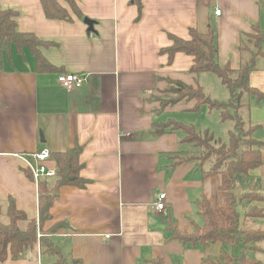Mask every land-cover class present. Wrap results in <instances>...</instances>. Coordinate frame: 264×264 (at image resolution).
Wrapping results in <instances>:
<instances>
[{
  "label": "crops",
  "instance_id": "0c3cea01",
  "mask_svg": "<svg viewBox=\"0 0 264 264\" xmlns=\"http://www.w3.org/2000/svg\"><path fill=\"white\" fill-rule=\"evenodd\" d=\"M59 2L70 21L46 18L40 0H0L1 9L17 11L18 32L47 44L40 52L54 69L37 72L27 48L0 49V206L4 211L12 199L29 219L38 220L37 186L16 154L78 147L84 185L59 189L50 219L37 234L60 252V259L37 243L17 260L0 264H201L215 257L208 247L220 253L219 243H183L171 240L167 231L171 220L191 233L190 225L198 226L195 220L201 219L196 201L204 197L217 209L224 198L220 176L203 177L197 161L172 165L180 152L191 151L181 143L182 134L156 132L169 120L186 124L171 114L191 111L195 102L181 101L159 112L155 96L167 80L198 85L207 97L208 88L219 92L217 82L203 76L211 74L189 73L190 56L169 58L164 49L170 36L187 40L190 29L206 34L213 24L217 61L236 70L249 59V36L264 32V0H75L81 18ZM84 20L92 22L91 30ZM240 45L247 50L240 52ZM259 48L262 55L253 61L249 84L264 93V42ZM63 74L84 77L85 83L66 92L57 82ZM249 101L248 119L260 126L255 136L264 141V104ZM211 128L216 127H204L214 134ZM261 159L236 195L249 189L264 195V151ZM47 183L52 186L53 180ZM159 194H165L166 209L157 214L153 203ZM248 207L263 212L248 225L263 227L264 202H243L240 220ZM258 246L263 252L251 255L264 264V242Z\"/></svg>",
  "mask_w": 264,
  "mask_h": 264
},
{
  "label": "trees",
  "instance_id": "16d2710c",
  "mask_svg": "<svg viewBox=\"0 0 264 264\" xmlns=\"http://www.w3.org/2000/svg\"><path fill=\"white\" fill-rule=\"evenodd\" d=\"M63 1L76 16L81 18L75 0ZM40 3L46 18L71 20L68 11L60 5L59 0H40ZM17 14L15 10L0 8V49H5L10 44L16 47L17 52L27 48L34 58L37 72L54 70L40 52V48L47 44L33 34L17 31L15 22ZM255 32V36H249V41H252V51L247 50L245 46V49L239 46L240 52L248 51L249 59L236 70L232 69L228 63L222 65L218 63L216 32L211 23L206 34L190 29L187 40L170 36L171 45L164 49L169 58L176 53L190 56L192 65L189 73L215 75L227 89L229 97L226 102H217L204 95L198 85L193 87L180 81L167 80L166 97L160 100L158 111L161 112L165 107L176 105L181 101H194L192 112L197 113L200 107L206 106L209 111L218 113L220 123L228 120L234 122L232 131L228 133L227 143H221L219 139H215L208 129L196 130L191 125L173 120L159 124L156 131L157 133L179 131L182 134L181 143L191 148V151L180 152L175 156L173 158L175 162L172 165L197 161L203 177L219 175L221 178L220 193L224 198L223 207L214 209L204 197H201L196 201L201 217L200 226H194L193 231L188 233L178 230L171 220L167 225L171 240L221 245L218 257H206L201 264H261L251 254L263 252L258 244L264 242V226L255 228L248 226V222L250 218L263 217V212L255 207H248L240 220L238 207L243 202L248 204L254 201L264 202V195L255 194L251 189L239 196L235 193V189L262 165L261 153L264 151V141L255 136L260 126L251 124L248 119L251 98L255 104H264V93L252 88L249 84L253 61L258 55H262L259 47L264 42V32L257 30ZM211 143L216 146H212ZM79 154L78 147L50 154L51 161L58 167V173L56 177L43 178L37 183V221L29 219L23 211L17 209L12 199L8 200L4 211L0 206V263L7 259L17 260L26 249L36 246L37 243L47 247L46 251L61 258L60 252L52 245H46V238H38L37 234L41 225L50 219L49 210L58 197L59 189L64 186L82 187L84 185L79 175ZM204 164L208 165L205 169L202 168ZM23 172L32 181L30 173L25 169ZM49 180H53L52 186H48ZM54 232L55 228L48 233ZM152 264L163 263L161 260H154Z\"/></svg>",
  "mask_w": 264,
  "mask_h": 264
},
{
  "label": "rangeland",
  "instance_id": "374dc122",
  "mask_svg": "<svg viewBox=\"0 0 264 264\" xmlns=\"http://www.w3.org/2000/svg\"><path fill=\"white\" fill-rule=\"evenodd\" d=\"M206 76L205 78H212L213 80H215V82H217V86L219 88V92H213L212 89L208 88V92H206L208 95L210 94L211 96H209L211 99H213V97H216L220 102H224L227 101L228 98V91L227 89L224 87V85L220 82V80L215 77V75H203ZM168 89V84L165 85V87L160 90L156 97V100L158 101V103L160 104V100H162L163 98L166 97L165 91ZM170 97V95H169ZM187 110V109H186ZM179 111L176 114H171L172 118L175 119L176 121H181L184 122L188 125H192L194 126V128H196L197 130H199V128L204 129L205 125H211L212 127H216V128H211L214 132V137L215 139H219L221 141V143H227L228 141V133L230 131H232L233 129V121H225L224 123H220L218 117H217V112L216 111H209L208 113H206V106L202 107V111H198L197 113L195 112H191V111ZM201 112V113H199ZM170 115V114H169ZM227 126V128H226ZM229 126V127H228ZM177 133H180L179 131H177ZM211 145L216 146V144L211 143ZM205 153V151H203ZM253 191V193L255 194H262V192L257 191L256 189H251ZM263 195V194H262ZM165 215L167 216L168 213L166 212ZM195 219V218H194ZM197 225L200 226L201 225V219L199 220H195ZM194 225H190L191 229L193 228ZM249 226V225H248ZM47 240V239H46ZM47 243H49L47 241ZM51 245V244H50ZM215 248V247H214ZM52 249V248H51ZM208 251L209 254L208 255H213V256H217L219 255V250H212L211 247H208ZM53 251V249H52Z\"/></svg>",
  "mask_w": 264,
  "mask_h": 264
},
{
  "label": "built area",
  "instance_id": "2783aa9c",
  "mask_svg": "<svg viewBox=\"0 0 264 264\" xmlns=\"http://www.w3.org/2000/svg\"><path fill=\"white\" fill-rule=\"evenodd\" d=\"M220 11L216 10L215 15H219ZM57 82L66 90L71 92L74 88L80 87L85 83V78L74 74H63L58 76ZM24 163V168L31 177L32 182L37 186L39 180L43 178H53L57 176L58 167L51 161L50 152L42 149L31 154H16ZM154 210L157 214L162 213L166 209L165 194H159L153 203ZM109 236H106L108 238Z\"/></svg>",
  "mask_w": 264,
  "mask_h": 264
},
{
  "label": "water",
  "instance_id": "95a60500",
  "mask_svg": "<svg viewBox=\"0 0 264 264\" xmlns=\"http://www.w3.org/2000/svg\"><path fill=\"white\" fill-rule=\"evenodd\" d=\"M85 24L88 26L89 30L92 29V22L89 20H84ZM41 137V136H40Z\"/></svg>",
  "mask_w": 264,
  "mask_h": 264
}]
</instances>
